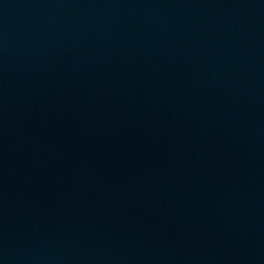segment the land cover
<instances>
[{
	"label": "water",
	"instance_id": "1",
	"mask_svg": "<svg viewBox=\"0 0 264 264\" xmlns=\"http://www.w3.org/2000/svg\"><path fill=\"white\" fill-rule=\"evenodd\" d=\"M0 264H264V0H0Z\"/></svg>",
	"mask_w": 264,
	"mask_h": 264
}]
</instances>
